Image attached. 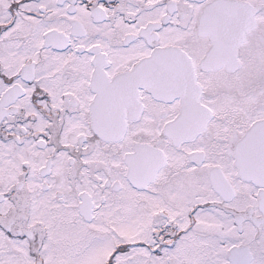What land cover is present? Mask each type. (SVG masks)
Masks as SVG:
<instances>
[{
    "label": "snow or ice",
    "instance_id": "snow-or-ice-1",
    "mask_svg": "<svg viewBox=\"0 0 264 264\" xmlns=\"http://www.w3.org/2000/svg\"><path fill=\"white\" fill-rule=\"evenodd\" d=\"M0 264H264V0H0Z\"/></svg>",
    "mask_w": 264,
    "mask_h": 264
}]
</instances>
